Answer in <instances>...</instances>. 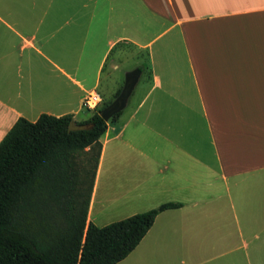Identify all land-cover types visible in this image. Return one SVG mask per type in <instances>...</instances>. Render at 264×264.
<instances>
[{
	"label": "crops",
	"instance_id": "0c3cea01",
	"mask_svg": "<svg viewBox=\"0 0 264 264\" xmlns=\"http://www.w3.org/2000/svg\"><path fill=\"white\" fill-rule=\"evenodd\" d=\"M134 70L87 221L106 225L102 179L122 218L180 206L115 264H264V0H0V141L21 117L87 120Z\"/></svg>",
	"mask_w": 264,
	"mask_h": 264
},
{
	"label": "trees",
	"instance_id": "16d2710c",
	"mask_svg": "<svg viewBox=\"0 0 264 264\" xmlns=\"http://www.w3.org/2000/svg\"><path fill=\"white\" fill-rule=\"evenodd\" d=\"M99 111L76 121L92 123L87 130H68L72 114L21 117L0 141V264H115L160 212L180 206L162 203L104 226L87 221L107 128Z\"/></svg>",
	"mask_w": 264,
	"mask_h": 264
},
{
	"label": "rangeland",
	"instance_id": "374dc122",
	"mask_svg": "<svg viewBox=\"0 0 264 264\" xmlns=\"http://www.w3.org/2000/svg\"><path fill=\"white\" fill-rule=\"evenodd\" d=\"M147 73L148 72L145 71L146 75H147ZM121 76H122V74H121ZM103 85L106 88H108V86H109V84H106V83ZM131 102H132V99H131L130 103ZM101 106L102 105L100 104L98 106L99 109L97 108L95 110H91V114H93L96 111H99ZM113 199H115V197L109 198L107 196H104V184H103V179H102L100 186H99V189L97 190L96 202H95L96 205L94 206L95 219H97L96 221L98 223H100L101 225L120 220L123 217V215H125V213H126L123 210L126 208L124 202L120 203V201H118L119 200L118 198L115 202H112Z\"/></svg>",
	"mask_w": 264,
	"mask_h": 264
},
{
	"label": "water",
	"instance_id": "95a60500",
	"mask_svg": "<svg viewBox=\"0 0 264 264\" xmlns=\"http://www.w3.org/2000/svg\"><path fill=\"white\" fill-rule=\"evenodd\" d=\"M138 76L139 72L136 70L126 74L125 83L120 93L111 103L99 111V115L104 120H108L113 114L121 111L125 107L128 97L138 80ZM91 127L92 123L78 124L76 121L72 120L69 124L68 130H87Z\"/></svg>",
	"mask_w": 264,
	"mask_h": 264
},
{
	"label": "built area",
	"instance_id": "2783aa9c",
	"mask_svg": "<svg viewBox=\"0 0 264 264\" xmlns=\"http://www.w3.org/2000/svg\"><path fill=\"white\" fill-rule=\"evenodd\" d=\"M101 102L102 100L98 93L90 92L83 98L82 106L87 110H95Z\"/></svg>",
	"mask_w": 264,
	"mask_h": 264
}]
</instances>
